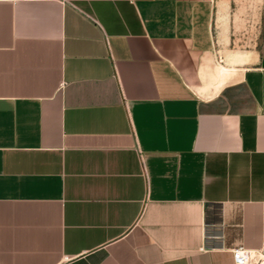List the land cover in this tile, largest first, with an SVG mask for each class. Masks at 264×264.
I'll return each mask as SVG.
<instances>
[{
  "label": "crops",
  "instance_id": "1",
  "mask_svg": "<svg viewBox=\"0 0 264 264\" xmlns=\"http://www.w3.org/2000/svg\"><path fill=\"white\" fill-rule=\"evenodd\" d=\"M0 0V264H264V9Z\"/></svg>",
  "mask_w": 264,
  "mask_h": 264
},
{
  "label": "rangeland",
  "instance_id": "2",
  "mask_svg": "<svg viewBox=\"0 0 264 264\" xmlns=\"http://www.w3.org/2000/svg\"><path fill=\"white\" fill-rule=\"evenodd\" d=\"M216 6L214 30L218 49L246 51L252 46L254 27L264 0H213Z\"/></svg>",
  "mask_w": 264,
  "mask_h": 264
},
{
  "label": "built area",
  "instance_id": "3",
  "mask_svg": "<svg viewBox=\"0 0 264 264\" xmlns=\"http://www.w3.org/2000/svg\"><path fill=\"white\" fill-rule=\"evenodd\" d=\"M232 258L234 264H248L251 256L248 250L238 247L232 250Z\"/></svg>",
  "mask_w": 264,
  "mask_h": 264
}]
</instances>
